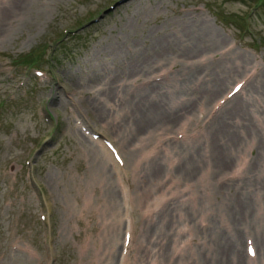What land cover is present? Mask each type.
<instances>
[{"label":"rangeland","instance_id":"1","mask_svg":"<svg viewBox=\"0 0 264 264\" xmlns=\"http://www.w3.org/2000/svg\"><path fill=\"white\" fill-rule=\"evenodd\" d=\"M8 2L0 0V264H215L229 237L219 201L245 183L242 170L264 175L256 153L263 135L237 140L210 128L236 97L249 99L251 82L246 96L237 92L250 72L209 93L218 54L168 68L175 48L155 40L200 12L257 65L264 87V0H32L20 11ZM158 47L166 64L144 75L125 69L145 68ZM22 59L37 67L18 65ZM162 70L168 77L146 79ZM154 99L172 128L142 131L149 144L162 137L149 155L130 122L142 117L139 102ZM263 100L244 107L252 122L257 109L256 126ZM204 122L212 124L202 139ZM197 145L198 154L223 148L230 167L215 171L203 161L184 175L179 164H190ZM156 161L162 168L153 175Z\"/></svg>","mask_w":264,"mask_h":264},{"label":"bare ground","instance_id":"2","mask_svg":"<svg viewBox=\"0 0 264 264\" xmlns=\"http://www.w3.org/2000/svg\"><path fill=\"white\" fill-rule=\"evenodd\" d=\"M32 0H10L9 5L15 10L20 11L21 9H24ZM7 6V5H6ZM190 12V10L188 11ZM192 12V11H191ZM190 12V13H191ZM193 13V12H192ZM196 13V12H195ZM195 15H189L187 17H184V19L180 20L179 25L177 26V29L172 31L169 34L166 35H160L157 40H155V45L157 43H161L162 45L159 46H174L173 50V59L168 61L172 64V66L168 68H175V64H192L194 62H201L194 59L195 54L199 53L198 55L202 54L203 52H212L214 54H218L219 58L216 60L217 64L220 67L216 72L213 74V83H211V86L209 89H212L211 91H207L209 93H218L221 91V87L226 86L227 83H225V80L228 78L229 75H234L237 72H239L242 69H248L250 74L245 75V82H241V88L239 89L237 93H241L246 90V87L248 86L247 83H249L251 87V95H247L246 92L243 93V96L249 97V99H240L239 97H236V103L232 107V110H230L229 114L226 116L223 115L217 118L219 121L215 123L214 125H211L212 123H206L204 122L200 129V136L205 137V135L209 134L208 127L213 128L214 131L225 133V135L229 136L230 138L234 139H243L247 138L250 140H255L261 138V136H264V109L260 111V118H256V122L258 121L260 125L255 124V116L253 113V122L249 120L248 118V111H245L244 107L246 106L247 101L250 100H263L260 98V94L264 95V87H263V81L260 79V72L258 70L257 65L251 64L252 61L248 55H246L244 52L237 51L235 46H229L227 42V37L220 33V30L217 31L215 28L212 27V23L201 14ZM188 14V13H187ZM186 16V15H185ZM153 45V46H155ZM156 47V46H155ZM160 47L157 48L156 52L152 56H156V60L148 64V66H145V68H142L139 64H133L131 62L128 63V65L125 67L127 71H132L133 69H136V67H141L138 69V71H145L142 73L143 75L146 73H151L154 69L157 67L163 66L167 62H164L167 59V56L163 54V50ZM121 55V54H120ZM122 56V55H121ZM198 57V56H197ZM154 58V59H155ZM211 58V56L209 57ZM168 68H165L167 70ZM162 70L163 72L158 75H153L150 78H146L149 81L153 80H159L161 79L160 76H166L168 77L167 71ZM141 74V73H139ZM180 79L177 76V80ZM240 83V82H239ZM236 85V84H235ZM234 85V86H235ZM233 86V88H234ZM219 88V89H217ZM207 89V88H206ZM158 92V91H157ZM155 92L153 93L154 96L159 94H164L165 92ZM150 95V99L151 96ZM228 96L226 97V99ZM147 98V100H150ZM142 100V99H141ZM136 102V101H135ZM137 101L136 103H138ZM135 103V104H136ZM162 102L157 103L155 99L150 103L146 104L144 102H139L140 107L139 110L141 113H139L142 117L139 120L138 118H135L130 122L132 123V126L136 128V130L139 132L137 133L136 139L139 141V148L141 150H146L145 148L150 147L149 155L154 152V150H158L157 148H160L163 144V141L161 140L162 137H157L156 142L154 143H147L146 137H143L145 135L142 131L149 132L148 129H152L156 132L158 128L162 125H168V127L171 129L172 126L169 124V120H171V116L169 114V110H167V114H165L166 110L165 108H162ZM261 104V103H260ZM262 105V104H261ZM263 106H264V100H263ZM189 107V105H188ZM184 110L187 108H183ZM181 109V110H183ZM165 120V122H162ZM149 127V128H148ZM148 128V129H146ZM140 133H142L140 135ZM165 139V138H164ZM143 143V144H141ZM144 147V149L142 148ZM191 146H189L190 148ZM196 149H193L192 152H196L190 155V159L193 157V159L188 162L190 163L188 166H184V162L180 163V170L184 175H190L189 173H194L196 169L199 167L198 165L201 164L203 161H208L209 164L214 163L213 169L215 171H218L220 168L222 170L228 169L230 167L229 161L227 160V157H222L224 155V152L220 151V149H223L221 147L216 148L212 150L213 148L207 147V149L202 153L198 154V151L200 150V146H192ZM191 147V148H192ZM156 148V149H153ZM253 149V148H251ZM257 149V159L262 156L263 162L260 163V165L263 167L260 168V172L264 169V145H260ZM166 150V149H164ZM212 150V152H211ZM165 153H169V151H165ZM190 153V152H189ZM154 154V153H153ZM216 156V159L207 158L206 156ZM245 157V156H241ZM176 159V158H174ZM189 159V160H190ZM140 160V159H139ZM139 161H137L134 165L138 166ZM172 163L173 162L172 160ZM157 169H152V174L156 175L159 173L160 169L162 168L160 165H162L161 162L156 161ZM245 164V162L240 163L237 165V168L239 166H242ZM177 168V167H176ZM185 168V169H184ZM235 169L237 171L238 169ZM178 169V168H177ZM176 169V170H177ZM188 172V173H187ZM214 172V170H213ZM233 173V171H231ZM248 173V174H247ZM247 173L242 170L240 174H243L245 178V183L243 184H237L236 185V192L229 200L227 204L224 202L227 200H220L219 206L223 210L222 212H227V218L226 216L224 219H231V220H224L225 228L228 232V239H226L221 245H219V250L217 254L215 255L214 263L215 264H264V175H259L255 171V169H251L250 171H247ZM229 174V173H228ZM227 174V175H228ZM225 175V176H227ZM170 173L166 174V178H168ZM208 172L201 175V179H207L208 178ZM223 176V177H225ZM222 177V178H223ZM163 182V179H159L157 182H154L153 185L156 189L159 188V185ZM150 188V187H149ZM254 188V189H252ZM150 190H152L150 188ZM160 190V188H159ZM158 190V191H159ZM251 191H253L254 196L259 194V201H252L251 200ZM256 205V207H255ZM252 207V210H251ZM250 208V209H249ZM253 208L255 210L253 211ZM213 213V210L211 214ZM203 221V219H202ZM245 224L241 227V225ZM240 226V228H239ZM241 233V235H239ZM242 236L246 239L244 243L246 242V246L249 247V250L251 253H249L248 256H245L240 251L242 241ZM253 249V250H252ZM253 252V253H252ZM229 259V261L227 260ZM187 264V263H185Z\"/></svg>","mask_w":264,"mask_h":264},{"label":"trees","instance_id":"3","mask_svg":"<svg viewBox=\"0 0 264 264\" xmlns=\"http://www.w3.org/2000/svg\"><path fill=\"white\" fill-rule=\"evenodd\" d=\"M21 64H23V65H25V66L28 65V67H30V66H35V67H37V65H35L34 63L32 64L31 62L26 61L25 59H22L21 62H20V64H18V65H21Z\"/></svg>","mask_w":264,"mask_h":264}]
</instances>
